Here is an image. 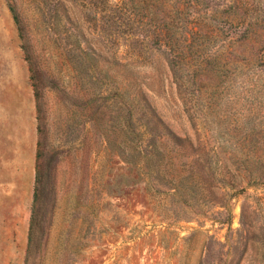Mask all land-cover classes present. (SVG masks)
Instances as JSON below:
<instances>
[{"label": "rangeland", "instance_id": "374dc122", "mask_svg": "<svg viewBox=\"0 0 264 264\" xmlns=\"http://www.w3.org/2000/svg\"><path fill=\"white\" fill-rule=\"evenodd\" d=\"M114 3L0 0V264H264V77Z\"/></svg>", "mask_w": 264, "mask_h": 264}, {"label": "trees", "instance_id": "16d2710c", "mask_svg": "<svg viewBox=\"0 0 264 264\" xmlns=\"http://www.w3.org/2000/svg\"><path fill=\"white\" fill-rule=\"evenodd\" d=\"M113 7L125 11L130 19L139 14V24L155 36L157 44L167 46L174 58L180 57L177 45L181 43L194 45L193 53L202 56L215 55L217 52L208 53V47L222 42L219 52L230 49L237 55L238 69H253L264 77V48L255 44L253 37L249 39L250 25L243 29L229 17L241 8L246 12L252 9L257 19H263L264 0H118ZM12 10L15 13L14 6ZM15 15L19 19L17 12Z\"/></svg>", "mask_w": 264, "mask_h": 264}, {"label": "crops", "instance_id": "0c3cea01", "mask_svg": "<svg viewBox=\"0 0 264 264\" xmlns=\"http://www.w3.org/2000/svg\"><path fill=\"white\" fill-rule=\"evenodd\" d=\"M30 153H29V164L30 169H34L37 161V148H38V128L34 122L31 127V136L29 139Z\"/></svg>", "mask_w": 264, "mask_h": 264}]
</instances>
